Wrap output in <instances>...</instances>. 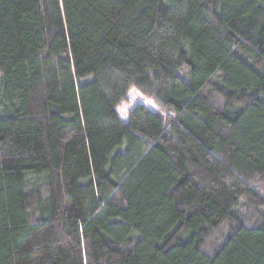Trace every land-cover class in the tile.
<instances>
[{
  "label": "trees",
  "instance_id": "1",
  "mask_svg": "<svg viewBox=\"0 0 264 264\" xmlns=\"http://www.w3.org/2000/svg\"><path fill=\"white\" fill-rule=\"evenodd\" d=\"M0 264H264V0H0Z\"/></svg>",
  "mask_w": 264,
  "mask_h": 264
},
{
  "label": "rangeland",
  "instance_id": "2",
  "mask_svg": "<svg viewBox=\"0 0 264 264\" xmlns=\"http://www.w3.org/2000/svg\"><path fill=\"white\" fill-rule=\"evenodd\" d=\"M128 106H129L128 104H125L124 107L122 108V110L125 111V109L128 108Z\"/></svg>",
  "mask_w": 264,
  "mask_h": 264
}]
</instances>
